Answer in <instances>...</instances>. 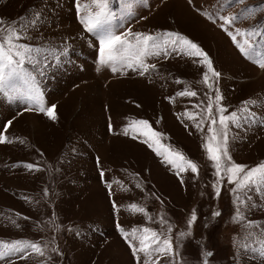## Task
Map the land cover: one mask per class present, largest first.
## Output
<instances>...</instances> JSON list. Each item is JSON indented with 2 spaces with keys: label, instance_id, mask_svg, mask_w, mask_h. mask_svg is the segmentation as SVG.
Wrapping results in <instances>:
<instances>
[{
  "label": "rangeland",
  "instance_id": "obj_1",
  "mask_svg": "<svg viewBox=\"0 0 264 264\" xmlns=\"http://www.w3.org/2000/svg\"><path fill=\"white\" fill-rule=\"evenodd\" d=\"M125 3L132 4L131 14ZM111 8L116 34L178 32L198 44L221 73L214 84L229 112L257 101L250 105L254 122L232 127L228 147L232 161L246 168L264 162V0H112ZM36 12L41 21L24 42L54 51L44 52L42 75L32 64L25 69L36 75L44 105H56V118L25 99L0 94V135L6 138L0 143V241L37 242L45 255L14 256L0 264H142V254L133 255L117 225L170 237L180 255L161 264H203L204 251L213 253L206 257L209 264H264L254 253L238 254L235 242L259 229L233 219L240 207L247 220L264 226V184L248 189L246 205H237L234 185L215 175L203 146L215 92L203 83L207 69L199 58L169 50L167 56L145 57L155 68L144 76L119 65L113 72L99 63V42L79 23L74 0H0L6 22L27 21ZM241 14L246 18L231 25L220 19ZM236 29L259 33L251 58L229 35ZM246 38L237 34L239 42ZM185 90L197 95H177ZM134 120H147L161 135L146 136L143 126L134 131ZM165 150L191 160L198 172L186 165L179 171ZM131 204L145 211L134 212ZM193 211L196 220L189 226Z\"/></svg>",
  "mask_w": 264,
  "mask_h": 264
},
{
  "label": "snow or ice",
  "instance_id": "obj_2",
  "mask_svg": "<svg viewBox=\"0 0 264 264\" xmlns=\"http://www.w3.org/2000/svg\"><path fill=\"white\" fill-rule=\"evenodd\" d=\"M192 0H189L191 3ZM112 0H74L76 8L77 19L83 26L87 33H92L98 40L99 63L101 65H110L112 71H118V65L134 70H139V75L144 76L150 69L155 68V65L145 63V57L160 56L163 53L168 55L169 50L172 52L183 53L189 57L199 58V63L206 67L203 73V83L210 91L215 92L214 100L210 96L207 105L206 119L210 120L207 128L209 135L206 137L205 144L207 156L213 162L215 175L221 179L226 178L230 184L234 185L233 193L235 194L234 203L237 205H246L247 190L256 186L264 184V162L251 168L235 163L229 151V132L232 127L241 128L245 124H250L255 120V113L251 110L250 105L257 103L256 100H246L242 102L243 106L237 111L229 112L219 102L223 100V96L218 87H215L214 80H218L221 73L217 72L213 67V62L208 54L202 48L188 39L186 36L178 32H164L160 35H152L146 33H135L131 31L116 34L114 23L117 20V13L111 8ZM124 8L127 14H131L133 6L131 3H125ZM254 9H249L248 14L251 15ZM206 15H208L206 13ZM42 14L36 12L33 18L26 21L25 17L19 18L17 21L6 22L0 19V94L5 97L22 98L34 104L38 111L47 115L50 119L56 118V105L45 106L43 103V93L40 85L33 72L25 69L26 64H32L37 71H41V65L46 66L47 57L44 52L51 53L54 50L42 49L27 42V33L30 29H34L41 21ZM211 18V17H209ZM238 18H246L241 14L221 16L225 25H231ZM223 27V25H222ZM237 34L246 35V39L242 42L237 41ZM236 46L242 54L251 58L255 55L254 39L259 33L247 32L242 33L240 29H236V34L229 33ZM131 37V39H130ZM44 56L43 59L41 57ZM261 67H264V60L261 62ZM179 83V81H177ZM179 96H196L195 91L185 90L178 92ZM215 103L216 117H213V104ZM185 115H188L187 113ZM188 119H193L188 115ZM11 124L9 121L5 127ZM203 120L195 124L197 128H201ZM133 130L135 126H143L148 131L144 135L151 137H159L161 134L151 129L147 120H134L131 122ZM111 123H109V130H111ZM127 134V132H126ZM6 142V138L0 135V143ZM158 143V142H157ZM163 147L162 145H158ZM149 147H152L149 144ZM165 159L167 162L173 164L179 171H184L187 166L192 173H197V165L191 160H184V157L179 153H171L165 150ZM177 160L182 163L178 164ZM28 169H34L33 164H26ZM103 177V173H101ZM219 189H216V194L219 195ZM113 207H116L115 203ZM130 210L134 212L143 213L145 210L138 207L136 204L129 206ZM214 216L220 213H213ZM234 220L241 222L246 228H258L259 232H249L244 240L236 241L238 254L247 256L250 253L258 255L264 259V226L259 225L256 221L247 220L245 214L237 207ZM196 220V213L193 211L188 220L189 226ZM161 223L166 224L163 218ZM121 235L128 242L132 249L133 255L142 254V264H161V261L167 257L174 259L180 255L179 251L174 248L170 237L164 233H159L155 229L143 227L140 229H132L127 232L117 225ZM171 232L169 226L167 229ZM180 237L188 235L187 233H179ZM255 235V239L247 242L249 237ZM256 244L258 246L253 247ZM55 251V250H54ZM35 254L40 257L45 255L43 248L39 243L29 240H14L10 243L0 241V260L9 259L18 256L20 259L28 258ZM213 253L204 251L202 256L205 257L203 264H209L206 257H211Z\"/></svg>",
  "mask_w": 264,
  "mask_h": 264
}]
</instances>
